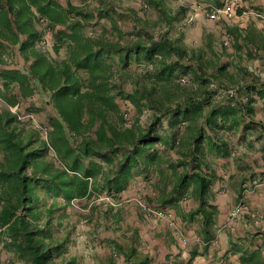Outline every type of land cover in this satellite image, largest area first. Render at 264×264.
<instances>
[{"label": "trees", "instance_id": "16d2710c", "mask_svg": "<svg viewBox=\"0 0 264 264\" xmlns=\"http://www.w3.org/2000/svg\"><path fill=\"white\" fill-rule=\"evenodd\" d=\"M145 1L160 10L167 24L177 19L176 12H186L184 5L173 10L162 7L160 0ZM194 1H203L206 6L220 2ZM113 8L105 2L91 9L71 0H0V227L4 247L21 264H77L76 257L68 255L69 231L62 238L53 233V227L61 226V218L66 217L61 213L53 224L55 209L67 207L74 199H86L88 219L96 214L105 223L120 222L121 205L98 203L96 197L104 191L111 200H118L132 179H147L151 172L159 177L157 182L163 183V175L167 174L174 182L170 192L162 188L155 197H150L146 183L138 185L146 202L160 208L175 206L191 187L198 206L181 216L188 222L199 220L197 235L204 250L215 235L211 221L218 214L206 207L208 184L201 166L205 169L207 165L200 159V141L205 126L224 129L228 120L235 123L237 115L250 110L248 104L264 98V85L257 84V76L239 63L240 56L238 62L221 61L233 56L229 48L240 52L253 45L257 49L264 35L254 27L242 28L220 20L225 31L222 40L206 33L203 45L193 47L166 33L154 38L146 29L145 13L140 16L133 9ZM124 13L135 16L129 41L127 37L124 40L126 35L118 26ZM39 16L47 19L51 33V45L46 48L39 46L45 34ZM96 19L107 20L109 27L87 35L85 27ZM61 49L65 51L63 57L59 56ZM132 62L145 70L130 71ZM190 74L193 88L185 89L178 83V76ZM207 75L221 89L227 83L250 78L251 84L233 85V89L251 95V101L232 102L233 97L227 96L215 102L213 93L217 94V88L208 90ZM125 82L130 89L124 87ZM34 94L46 95L44 102L52 107L46 116L45 137L36 127L24 126L20 111L11 110L18 108L21 99ZM118 98L130 104L125 112ZM147 108L152 110L151 119L143 127L140 117ZM132 110L133 118L128 115L126 119V112ZM126 120L131 123L127 125ZM165 129H170V134L164 136ZM185 130L190 132L194 149L189 145L182 154L178 148L184 146ZM170 151L180 156L174 158ZM40 185L52 199L43 207L38 205ZM59 197L61 205H57ZM99 204L105 208L98 213ZM112 246L106 264H118V255L132 264L149 262L146 256L138 257L132 244L128 249L117 242ZM259 255L257 250L243 251L240 257L246 264H264Z\"/></svg>", "mask_w": 264, "mask_h": 264}, {"label": "crops", "instance_id": "0c3cea01", "mask_svg": "<svg viewBox=\"0 0 264 264\" xmlns=\"http://www.w3.org/2000/svg\"><path fill=\"white\" fill-rule=\"evenodd\" d=\"M190 4L199 3L193 0ZM208 4L214 5L213 2ZM242 8L241 13L229 24H236L242 28L254 27L257 33L264 35V0H243ZM251 13L256 18L249 19ZM197 35L201 38L202 28ZM171 37L189 46H196L189 42L186 43L185 39H180V35L176 33ZM229 52L231 56L233 55L230 58L227 57L229 63L238 62L240 56L239 63L249 71L254 68V75L257 76L256 83L264 85V40L258 43L257 49L253 45H248L240 52H235L232 48H229ZM229 69L234 72V67L231 65ZM242 81L243 79L229 84L234 86L243 83L251 84L250 78ZM36 95L27 99H34ZM221 99H215V102L228 98L221 97ZM248 108L250 109L248 112H241L237 115L239 120L237 119L235 123L228 120L224 129H210L205 126L202 133L200 159L207 167L204 169L201 166V168L205 172L208 184L204 197L207 199V209H215L218 216H213L211 221V228L215 231V235L207 246V254L196 256L200 258L197 259L201 262L199 264H221V262L246 264L241 261L240 255L243 251L249 253L253 250L259 251L258 259L264 262V98L255 99L250 105L248 104ZM170 132V129H165L163 135L170 134ZM189 133L186 130L182 133L184 146L178 148L182 154L186 153L189 145L190 149H194L189 141ZM213 133L216 135L213 139L217 140L209 137L213 136ZM169 154L174 158L180 156L173 151ZM189 174L191 175V172ZM158 178L156 173L151 172L149 177L144 179V182L148 183L150 197L158 195L162 188L170 192L171 184L174 182L169 181L168 174L163 175V183L162 181L157 182ZM142 181L138 176L132 179L129 185ZM165 184L167 185L164 186ZM239 200L244 201L250 213L256 212L258 215L256 217H251L249 214L239 215L231 220L230 215ZM197 206L198 201L193 197L191 187L175 206L172 204L164 206L171 212L173 221L163 219V245L171 249L163 253V264H168V259H171L173 254H177L173 249L178 247L180 251L184 244L189 245L194 242L193 250L197 251L200 247H204L197 235L200 228L199 220L188 222L181 216ZM4 240L5 237L2 236L0 227V264H20L13 252L4 247ZM212 248L214 252L210 253ZM171 260L176 261L175 258Z\"/></svg>", "mask_w": 264, "mask_h": 264}, {"label": "rangeland", "instance_id": "374dc122", "mask_svg": "<svg viewBox=\"0 0 264 264\" xmlns=\"http://www.w3.org/2000/svg\"><path fill=\"white\" fill-rule=\"evenodd\" d=\"M71 1L75 5L86 4L91 9L96 8L101 2H105L107 5L114 7L113 9H116L117 11H121V9L125 8L135 10L137 12V15L140 16L145 13L147 21L146 29L154 38L163 35V33H166L169 37L175 35L176 33V35H180V39H185L184 41H186V43L189 42L196 46H200L203 45V39L206 33H211L212 35L217 36V38H221V40L224 36L221 21H209L205 18V15L202 11L203 9H207L208 6H206L203 1H200L199 4H190V1L193 2V0H160L162 7L164 5L169 9L175 10L176 8L178 9V7H180L181 5H184L186 7L185 13L176 12V14H174V16H177V19L173 20L171 24L163 22V14L160 13V10L155 9V7L147 4L148 8H142V4L147 3L145 0ZM189 5L193 6L191 7ZM192 12L197 13L196 21L192 26L186 27L183 24V20L189 13ZM124 15V17L118 20V26L122 28L123 34L126 35L124 36V40L127 37L126 41H129L133 38V35H131V37L128 35L132 33L131 30L135 22V16L129 13H124ZM116 16H118V14H116ZM252 18H256L253 13L249 14V19ZM141 24L138 23V25ZM103 26L109 27V22L104 19H96L92 21L91 24L87 25L84 31L87 35H93L99 32ZM201 28L203 29V35H201V38H199L197 33H199ZM64 54V49H61L59 56L63 57ZM221 61L228 62V59L226 57H223ZM129 70L132 72H141L142 70H145V67L139 66L138 64L132 62L129 66ZM252 70L251 71L254 73V68H252ZM187 77L189 79V83L184 86L182 85V87L185 89L193 88L191 82L192 75H187ZM208 77H210L208 78L209 83L213 84L217 88V94H215V92L213 93L215 99L225 97L224 95H221L222 91L234 87L233 85L227 83L225 89H221L219 88L218 82L215 79H213L211 76ZM124 87L126 89H130L129 83L125 82ZM209 91L212 92L211 89ZM218 91H220V93H218ZM45 99H47V96L41 94H37L34 99H21L20 103L18 104V108L16 106L15 110V112H21L20 118L24 126L36 127L37 129H39L41 137H45L46 135V116L48 112L52 111V107L50 105H46V103L44 102ZM117 102L119 103L121 111L123 112L126 111L127 106H130V104L127 103L128 101H125L124 99L118 98ZM38 107H41L40 110H37ZM2 108L3 105L0 102V109ZM26 113H29V119L24 118ZM151 114V109L147 108L143 111V114L140 117V124L143 127H146L148 125L151 119ZM128 115H130L129 117L133 118L134 110H132L130 114H127L126 112L124 117L127 119ZM130 121L131 120H126V124L129 125L131 123ZM163 121L164 125H166L167 119L164 118L162 122ZM160 131L161 130L159 129V132ZM54 162L57 165H60L59 160L55 158ZM141 179L143 180L142 182L137 184L132 183L128 186V188H126V190H123V192H121V194L119 195L118 200H111V197L104 191L100 192L98 194V197H96V201L98 203L108 201L112 203L113 207L115 205H121V213L123 218L120 220V222L114 223L111 220H107V223H105L104 220L102 218H98L96 214L88 219L89 216L86 207L89 201H87L86 199H74L72 200V203L67 207H60L55 209L53 214V224H56L58 218L60 219L61 213H66V217L61 218V226L53 227V233L58 238H62L65 236L66 231H69L68 255H74L76 257L77 264H106L107 257L112 252L113 242L119 243L124 249H128L131 244L134 245L138 257L143 258L144 256H146L149 259V262L146 264H163V253L169 252L171 249L168 246L163 245V219H145L141 207L136 202V199L147 201L143 196V191L141 189H138V185L145 183L146 185H148V183L144 182L143 178ZM143 190L145 191V189ZM45 191L46 189L42 185H40V188L38 190V194L40 197L38 205L40 207H43L44 204L47 206L52 200L51 196L47 195ZM61 203H63V200L61 197H59L57 199V205H61ZM99 205L101 206V208L98 213L100 211H103V207L105 208L104 205ZM135 231H137V233H135ZM193 247L194 242L190 243L189 245L184 244L183 248L180 249V251L178 247L177 249H173V251L177 254H173L171 259L175 258L176 261H172L171 259H168L166 257L165 259H168V264H199L201 262L197 259L200 258L196 256L203 255L204 253L207 254V250H204V247H200L198 252H195V255L192 256L194 251ZM213 252L214 249L212 248L210 250V253ZM123 259V255L116 256V261L118 264H132V262H124ZM222 263L223 262H221V264ZM134 264H140V262L136 261Z\"/></svg>", "mask_w": 264, "mask_h": 264}, {"label": "built area", "instance_id": "2783aa9c", "mask_svg": "<svg viewBox=\"0 0 264 264\" xmlns=\"http://www.w3.org/2000/svg\"><path fill=\"white\" fill-rule=\"evenodd\" d=\"M242 2L243 0H220V2L216 5H209L207 9H203V14L205 15V18L209 21H220V20H226L231 21L234 18L237 17L238 11H241L242 8ZM142 8H147V5L145 3L142 4ZM197 13L192 12L189 13L183 20V24L186 27L192 26L196 21ZM38 23L42 27L44 31V36L39 41V46L41 48H46L51 45L50 43V29L48 27V21L45 17L39 16L38 17ZM228 39L224 41V44H228ZM178 83L180 85H187L189 83V79L185 75L178 76ZM209 90L216 89V87L213 84H209ZM220 93V91H218ZM221 95H224L225 97H233V101H238L239 103H248L251 101V95L242 93L238 94L236 91L231 88L228 90H223ZM11 110L14 112L16 110V106L11 107ZM21 117V116H20ZM30 115L26 114L24 118L29 119ZM21 119V118H20ZM183 127V124L180 126V128ZM137 204L141 207V210L144 214V217L147 219H168L170 222H172V214L171 212L166 208H160L157 206H154L144 200L136 199ZM249 214L251 217H256L258 214L256 212L250 213V211L247 208V205L244 203L243 200H239L236 206L234 207L230 217L231 220H234L239 215H246ZM224 264V263H222Z\"/></svg>", "mask_w": 264, "mask_h": 264}]
</instances>
